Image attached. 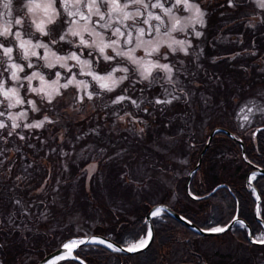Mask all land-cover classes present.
Returning <instances> with one entry per match:
<instances>
[{
	"label": "trees",
	"instance_id": "1",
	"mask_svg": "<svg viewBox=\"0 0 264 264\" xmlns=\"http://www.w3.org/2000/svg\"><path fill=\"white\" fill-rule=\"evenodd\" d=\"M197 2L205 10L202 35L192 37L188 55L168 51L169 61L182 79L181 86L169 90L181 95L179 101L150 104L164 95L162 86L133 81L132 74L112 92L101 91L82 103L65 93L56 98L55 107L38 99L41 111L33 117L50 115L57 123L46 126L47 130H26L31 148L18 140L7 145L11 149L19 143L23 155L9 151L15 171L11 177L7 172L0 174L5 181L0 184V264H35L67 238L86 233L82 228L126 246L124 241L146 233L145 214L158 202L205 229L225 225L237 206L254 237L264 232L254 213V192L246 182L251 169L264 168V129L252 137L255 126L264 124V114L254 107L264 103V9L248 0L237 7H229L228 0ZM61 22L62 15L49 24L48 35L40 37L45 41L55 37L62 29ZM55 45L67 47V43ZM96 65L102 69L109 66ZM180 88L188 93L187 102ZM121 93L143 101L141 108L127 101L112 104ZM240 104H245L244 114L252 107V112H257L255 119H243L236 106ZM128 109L146 123L134 124L136 130L131 131L125 124L127 118H117ZM114 111L121 113L113 115ZM216 126L227 128L232 135L215 131L191 174L187 192L188 173ZM141 127L143 133H139ZM238 138L243 140L244 156ZM92 161L95 169L88 171L86 166ZM26 164H33L31 176L19 188H11L15 176L24 175ZM252 182L260 194L259 215L264 220V174H255ZM220 183L223 185L210 193ZM41 185L46 189L43 192ZM13 193L28 206L27 215L13 206ZM10 214H14L15 226L9 221ZM151 221L154 239L143 250L126 253L84 243L74 249V255L86 264H179L168 258L178 245L191 249L189 254L197 258L196 263L208 262V256L196 248L197 239L213 235L198 234L166 210ZM232 230L237 232V242L260 246L249 242L246 225L235 224L225 232ZM80 262L67 257L55 264Z\"/></svg>",
	"mask_w": 264,
	"mask_h": 264
},
{
	"label": "snow or ice",
	"instance_id": "2",
	"mask_svg": "<svg viewBox=\"0 0 264 264\" xmlns=\"http://www.w3.org/2000/svg\"><path fill=\"white\" fill-rule=\"evenodd\" d=\"M81 0H76V3H80ZM242 0H228V6L229 7H237L239 3H241ZM257 7L264 9V0H255ZM54 0H47V3H40L37 2V0H26L24 4V8L26 9L27 13L33 14L36 12L37 9H43L45 14L49 13V10H51V14L47 16V23L53 24L55 23L57 15L59 13L56 11V9L53 7ZM172 3V0H124L122 3L121 0H90L89 3L84 5V7L87 8V13L84 11H77L76 13L69 12L68 16L73 17L75 15H79L80 20L86 21V24L84 26V31L88 32L89 35H95L99 38V43H97L95 40L89 41L84 38V35L79 32L72 30L69 28V32L73 37H79V43L80 45L84 46L85 48L90 47H97L99 53L102 55L104 61H113L115 60L116 56L120 57H126L131 61L133 65L136 66L137 71L140 76L141 81H150L154 82L157 77L153 76L154 70H159L160 72L164 73L163 79L165 82L172 86V88L175 90L179 87V81L178 78L174 76V68L175 65L169 61V54L167 52H161V47H167L171 53L175 54L178 50L180 52H183L185 55H188V48L191 47L190 41L185 40H177L171 36V33L176 31H183L184 26H182L181 19L176 17L174 13V9L179 10L180 8H183L184 10L188 11H194L195 13V23H198L203 27L204 25V12L201 10L200 6L198 4L191 3L190 0H174V4H172V7L166 6V4ZM3 8L6 10L7 15H12V7H13V0H8V6ZM65 6H67V0H65ZM102 7H108L109 12L103 13L101 11ZM152 9L159 10V12H153ZM111 13H118L121 15V19H118L115 21V23L119 26H116L113 30V35L120 38V37H126L122 42L119 39H111L110 37L105 40L104 35L95 30H89L87 26V22H90L92 20V16L96 15L99 17L100 21H105L106 18H110ZM146 13V15H145ZM163 13V16L160 14ZM5 13H0V16H3ZM164 16L171 17L173 19V23L171 24L170 28L167 27V22L164 20ZM17 17L14 20L15 26H22L26 24V21L19 16V13H17ZM151 21L159 22L156 25H151ZM128 22V23H126ZM35 23V27L37 31H39L41 34L47 36L48 33L45 31V24L44 21H41L40 23ZM74 23L73 20H69V24L71 25ZM141 25H149L152 28V32H147L145 27ZM160 25H165V30L162 32ZM100 28L104 29H110L113 27L110 23H103L99 24ZM129 29L128 31H125L124 29ZM134 29L135 31H133ZM54 31V29H53ZM153 32L156 35L165 36L168 37L170 42H166L163 39H156L155 36H153ZM145 34H148L150 36V39L144 40L142 37L145 36ZM23 33L17 28H13V23L9 21L5 27H3L2 30H0V37H3V40H0V51H2L3 57H6L9 61L8 67L5 69L0 70V96H2L4 99L0 100V174H3L7 172L8 176L11 177L13 172L15 171L14 165L15 161L10 159L8 156V152L11 151L16 156H22L23 153L21 151V146L19 143L13 144L12 148L9 149L7 145L12 143V141H24L25 146L31 148L33 145L29 141L28 135L25 133V130H39V129H45L47 130L46 126H55L57 123L56 120H54L50 115H44L42 119H32L29 120L28 116V110L21 108L20 111H17L15 113L7 111L6 109H12L17 108L23 105L30 106L31 111L33 112H40L41 109L37 106V102L34 100L27 99L24 96H21L19 88L25 87L23 83H19L18 87H6V81L7 77H3L4 71H10V79L12 81L20 82L22 78L18 75L20 72H24L25 67L21 66L19 63L16 62V60L13 58L14 49L18 47L23 51V57L25 60H28L29 57H37L38 54L36 51H29V47L33 48H43L48 49L49 44L48 43H36L34 45L31 44L30 40L22 39ZM59 39L57 40L55 37H53L50 41L51 44L55 45L59 42L66 41L68 33L59 34L57 33ZM136 37V39L139 40L138 43H135L134 47L129 48L127 51L124 50H118L120 49L121 43L126 45L133 44V37ZM202 33L200 31H195V36L200 37ZM12 39H15L19 41L18 45L13 46H7L12 43ZM144 48L145 49V56L151 57L153 54H156L155 59H142L138 58L134 55L136 49L138 48ZM106 49H112L113 52H115V56L108 55L106 53ZM55 55V53H53ZM86 55H92L91 53H86ZM57 61L61 60H74L77 62H80L84 65H90V61H81L80 55L76 52L72 53L68 57H56ZM161 60L168 61V62H161ZM0 65H2V61H0ZM61 67H67L66 64H61ZM27 68H33L34 65L29 62L26 65ZM48 68L54 67L53 64L49 63L47 65ZM120 71L124 73H129L130 69L128 67H122V68H113L111 72H108L107 75L101 76L95 72L89 71L87 75H90L93 80L97 81L99 83V87L102 90H105L107 92H112L114 88L118 87L120 83H122L124 80L128 79L127 76H121L118 79L113 78V73ZM56 80L51 81L50 83L45 80V76L42 75L39 72L33 71L31 75H26L23 79L27 80V88L31 93L40 95L44 98H46L47 103L49 105H52L55 107V103H58L56 101L57 96H61L62 93L60 92V89H67L70 85L75 83L77 87L82 86L83 89H85V96L87 99L91 100L94 96L98 95V93L95 92H88L86 91L88 88V84L83 81H76L75 76H72L71 78L67 79L66 83L60 84L59 81L61 79V73L56 72ZM38 79L40 82V87H36L32 85V81ZM122 92L126 91V89H122ZM180 93H182L185 102L188 100V93L183 89H179ZM181 99V95L173 94V92H170L167 88L164 89V95L163 96H157L154 98V100L149 101L150 104L155 105H171L174 101H179ZM84 100V97H79V101L82 103ZM7 101L6 108L4 107V102ZM129 102L132 106H134L137 109L141 108V104L143 101L138 102L136 99H133L131 96H127L124 94L117 95L115 99L111 101L114 105L122 104L123 102ZM55 102V103H54ZM163 110V109H161ZM257 111H260L261 114H264V106L256 107ZM143 111L147 112L148 109L145 108ZM249 112L253 111L252 107L248 108ZM113 115H117L116 112H113ZM117 118L120 121H124L126 118L128 119V122L130 123H146L145 121L139 120L134 113L131 112H124L122 115H117ZM247 119V117H245ZM27 121V122H25ZM144 128L139 129V133H143ZM62 138V134H61ZM79 139V137L77 138ZM52 152H55L56 149H51ZM63 155H67V153H63ZM93 170L95 169V165L90 166ZM29 169H33V164H26L23 165V172L24 175H16L15 180L11 183V188H19L20 184L24 182L26 179H28L31 176V172ZM255 174H253V177ZM5 181L0 175V184H3ZM45 184L47 181L44 182ZM43 185H41L40 191H45ZM0 195H2V192H0ZM191 195V194H190ZM198 198V197H194ZM13 206L18 210L22 211L25 215L28 214L29 208L25 204L24 200L22 198L15 197V194L13 193L12 198ZM162 209L157 207L155 208L150 215L152 217H159L161 214ZM264 215V213H262ZM182 219H186L183 218ZM233 220H235L238 223H241L243 226V222L238 220L237 217H233ZM9 221L10 223L15 226L14 222V214L9 215ZM2 222V221H0ZM189 223H191L190 220H188ZM147 223V221L145 222ZM227 225L220 227H210L208 229H202L204 231L212 232V233H222L227 230ZM154 239L153 236V229L148 228L147 232L141 236L139 239H134L132 241H124L123 243L126 245V247H116L113 243L108 242L104 239H99L96 237L91 238L90 242L92 243H98L101 245H105L108 249H112L113 251H128V252H137L144 248H146L150 241ZM254 243H261L264 244V234H262L260 237H253ZM83 240H73L69 243L63 245L65 248L71 250L74 247H77L79 244H83ZM2 247V245H0ZM80 264H84V261L81 260Z\"/></svg>",
	"mask_w": 264,
	"mask_h": 264
},
{
	"label": "rangeland",
	"instance_id": "3",
	"mask_svg": "<svg viewBox=\"0 0 264 264\" xmlns=\"http://www.w3.org/2000/svg\"><path fill=\"white\" fill-rule=\"evenodd\" d=\"M248 1H250L251 4H253L254 6H257L255 0H248ZM3 2H4V0H0V13H5L3 16H0V30H2L3 27H5L7 25V23L9 21H11L13 23V28L14 29L18 28L23 33L22 39L30 40L32 45H34L36 43H40V42L49 44L48 49L33 48L30 46L29 51H36L38 56L37 57H29L28 60L24 59L23 51L21 49H19L18 47H16L14 49L13 58L16 60L17 63H19L21 66L25 67L24 72L18 73V75L22 78V80L20 82L12 81L10 79V75H11L10 71H4L3 72V77L8 78L5 86L6 87H18L19 83H23L25 85V87L19 88L21 96H24L27 99L36 101L38 107H39L38 99H43V100L45 99L46 100V98H44L40 95L31 93L27 88V80L23 79L26 75H31V73L33 71L39 72L42 75H44L45 80L48 81L49 83L53 80H56L55 73L57 71L61 73V79L59 81L60 84L66 83L67 79L71 78L72 76H75L76 81H83V82H86L88 84V88L86 91L95 92V93H100L101 91H105V90H102L99 87V83L97 81L93 80L90 75H87V73L89 71L95 72L101 76H105V75H107L108 72H111L113 68H122V67L126 66L130 69L129 73L117 71V72L113 73V78L118 79L121 76H127L128 77L130 74H132L131 76H132L133 81L136 79L140 80V76H139V73L137 71L136 66L133 65L131 63V61L129 59H127L126 57L116 56L115 60H113V61H104L103 57L99 53L97 47L93 46L90 48H85L84 46L80 45L79 37H73L70 34L69 28H71L72 30L81 32L84 35L85 39H87L89 41L95 40L97 43H99V38L97 36H95L94 34L89 35L88 32L84 31V26L86 24V21L80 20L79 15H75L73 17L68 16V13L70 11L73 13H76L79 10V11H84L85 13H87V8L84 7V5L89 3L90 0H81L80 3H76V0H67V6H65V0H54L53 7L59 13V15H57V17H56L55 22L57 21V18H59L61 15H62V19H63V22L60 23V28H62V29L59 30L58 33L59 34L68 33L67 40L59 42V44H61V45H63V43H67V47H65L64 49L57 47L56 45L51 44L50 43L51 39L46 40V41L43 40V38L40 37L42 34L39 31H37V29L35 27V23H33V21H35L36 23H40L41 21H44L45 31L48 32L49 31L48 30L49 24L47 23V16L51 14V10H49L48 14H45L43 9H37L35 13L29 14V13H27L26 9L24 8V4H25L26 0H13L12 15H7L6 10L2 6ZM37 2H40L43 4V3H47V0H37ZM121 2L123 3L124 0H121ZM190 2L194 3V4H198L200 6V4L197 2V0H190ZM172 4H174V0H172V3L166 4V6L172 7ZM200 8L204 12L203 20L205 22V10L201 6H200ZM101 11L103 13H108L109 8L108 7H102ZM152 11L153 12H159V10H156V9H152ZM17 13H19V16L22 17L26 21V24H24L22 26H15L14 20H15V18H19V17H17ZM160 14L163 16V13H160ZM173 14L176 17L181 19L182 26H184V30L173 32V33H171V36L177 40H185V41H190L192 43L191 39L193 36H195V31L201 32V25L198 23H195L194 11H188V10H184L183 8H180L179 10L174 9ZM145 15H146V13H145ZM121 18L122 17L120 14L111 13L110 18H106L105 21H100L98 16L93 15L92 20L90 22H87V26H88L89 30H95V31L101 32L104 35L105 40H107L110 37L111 39H119L122 42L124 39H126V37L118 38L112 34L114 28L116 26H119L115 23V21L118 19H121ZM163 18L167 22L166 26L170 28L171 24L174 22L173 19L171 17H168V16H164ZM69 20H73L74 23H72L70 25ZM106 22L112 24L113 27L110 29H104V28L99 27V24H103ZM126 23H128V22H126ZM158 23L159 22H156V21L150 22L151 25H156ZM141 26L145 27L147 32L153 31L149 25H141ZM166 26L160 25L162 32L165 30ZM124 30L128 31L129 29L125 28ZM132 30L135 31L134 29H132ZM153 36H155L156 39H163L166 42H170L168 37L156 35L154 32H153ZM55 38L58 40L59 39L58 35H56ZM3 39H4L3 37H0V40H3ZM142 39L148 40V39H150V36L148 34H145V36L142 37ZM133 41L134 42L131 45H126V44L121 43L120 49H118V50L127 51L129 48L134 47L135 43L139 42V40L136 39L135 35L133 37ZM18 43H19V41L12 39V43L7 45V46L18 45ZM168 51H170V50L167 47H164V46L161 47V52H167L168 53ZM74 52H76L80 55L81 61H90L91 62L90 65H84L80 62L70 60V59L69 60H61V61H57V59H56L57 56L68 57ZM53 53H55V55H53ZM86 53H91L92 55L89 56V55H86ZM106 53L108 55L115 56V52H113L112 49H106ZM134 55L137 56L138 58H142V59H155L156 58V54H153V56H151V57H146L145 56V49L143 47L136 49ZM0 61H2V65H0V70L8 67L9 61L7 60L6 57H3L2 51H0ZM29 62H31L34 65L33 68H27L26 67V65ZM96 62H100L101 64H103L102 67L105 64H108L109 66L105 69L98 68L96 65ZM161 62H168V61L161 60ZM49 63L53 64L54 67L48 68L47 65ZM61 64H66L67 67H61L60 66ZM153 76L157 77V79L154 82H150V81H146V82L160 84V86H162L161 90L163 92H164L165 88H167L168 90H172V89H170L171 85L167 84L165 82V80L163 79L164 73L160 72L159 70H154ZM174 76L178 78L179 86H181L182 85V79L176 73L175 68H174ZM32 85L36 86V87L41 86L38 79L33 80ZM60 92L62 94L65 93V94L72 96V99L74 101H75V99L77 101H79V97H81V96L84 97V100L87 99V97L85 96V89H83L82 86L77 87V85L75 83L70 85L67 89H60ZM121 94H123V93H121ZM121 94H119V95H121ZM124 95H126V94H124ZM3 99L4 98L2 96H0V100H3ZM7 103H8L7 101L4 102L5 108L7 106ZM244 105L245 104H240V105H236V106H238V108H240L241 113H243V115H244L243 119H245V117H247V119H250V121H252L253 118L255 119L253 114H255L257 112H250L248 114H244L243 108H242V106H244ZM259 106H264V103L260 101L259 103L254 104V107H259ZM21 108L28 110L29 120L42 119L43 118V116L40 118L33 117L35 113L33 111H31L30 106H28L26 104L23 106L17 107V108L6 109V110L15 113L17 111H20ZM127 112H131V110L128 109ZM120 113L116 112V114H120ZM25 122H27V121H25ZM125 124H128L129 129L132 128L131 131L136 130L135 127L133 126L134 124H137V126H140L139 123L133 124V123H130L128 121H125ZM25 133H26V130H25ZM184 161H185V158L182 159V162H184ZM93 164L96 165V163L94 161L87 164L86 168L88 169V171L92 170V168L90 166ZM186 169L187 168L184 167L183 171L185 172ZM162 177L164 179H166V177H164V176H162ZM89 229L90 228H82L80 230H83V232H86V233H84V235H88V234H91L90 232H88ZM233 231L234 230L229 231V232H224L220 235L213 236V238H198L197 239V247L196 248L199 250H202L204 252V254H206L209 257L208 264L209 263L210 264H219L220 261L224 262L226 264H233L234 263V261L230 258L221 257V256L216 255V250H215L217 248L218 253H221V254L231 252L229 250V248H231L232 244H230L228 240L226 242H223V240L229 239V238H231V236L236 235L235 232H233ZM247 246L251 247L249 245H247ZM254 248L261 249L262 252L264 253V244L260 245L259 247H254ZM197 249H195V251ZM189 251H191V249H186L182 246L174 245L172 248V253L169 255L168 258L171 259L172 262L178 261L179 264H202L201 262L196 263L197 258L193 257V256L191 257L189 254ZM180 259H182V260H180ZM260 259L261 258L257 257L255 264H258V260H260ZM259 264H264V261H261V262L259 261Z\"/></svg>",
	"mask_w": 264,
	"mask_h": 264
},
{
	"label": "water",
	"instance_id": "4",
	"mask_svg": "<svg viewBox=\"0 0 264 264\" xmlns=\"http://www.w3.org/2000/svg\"><path fill=\"white\" fill-rule=\"evenodd\" d=\"M263 128H264V125L256 127V128L254 129L252 135L255 136L256 133H257V131L260 130V129H263ZM217 129H218V128H214V129L211 130L210 133L208 134V138H207V140H206V143H205L203 149L201 150V152H200V154H199L198 162H197V164L195 165V168L199 165L200 160H201L202 153L204 152V150H205L206 147L208 146V144H209V142H210V139H211V137H212L214 131L217 130ZM225 131L228 132L227 130H225ZM228 133H229V132H228ZM229 134H230V133H229ZM239 142H240L241 147H242V154H244L243 142H242V140H240V139H239ZM195 168H194V169H195ZM192 171H193V170H192ZM257 172H259V173H263V174H264V169L261 168V167H257V168L252 169V170L249 172V174L247 175V178H246L248 184L254 189L255 194H256V201H255V205H254V211H255V213L257 212V207H258V204H259V201H260V195H259L258 190L254 187V185H253V183H252L251 175H252L253 173H257ZM189 175H190V174H189ZM188 183H189V178H188V180H187V182H186V188H187V189H188ZM219 185H220V184H219ZM219 185L215 186V187L212 189V191H213L214 189H216V187H218ZM212 191H211V192H212ZM157 207H159V208H161V209H165V210H167L172 216H174L176 219H178V220L182 221L183 223H185L186 225H188L190 228H192L193 230H195L197 233H200V234H202V235H217V234H220V233H212V232L204 231V230H202V229H204V228H201V227L197 226V225L194 224L193 222L189 223V222H188V219H182V217H183V218H185V217L182 216L180 213L176 212L174 209H172L169 205H167V204H165V203H156V204L152 205V206L149 208V210L147 211V213H146V215H145V218H146V221H147V224H148V228H152V229H153V227H152V222H151V217H152V216L150 215V213H151L155 208H157ZM234 217H236V216H234ZM259 220H260V222H261L262 224H264V221H263L260 217H259ZM235 222H236V221L233 220V218H231V219L225 224V225L228 226L227 229H229V228H230ZM242 222H244V221H242ZM225 225H223V226H225ZM223 226H221V227H223ZM248 228H249V227H248ZM247 236H248L249 240L253 242V238H252V235H251V230H250V228L248 229ZM93 237H96V238H99V239H104V240H106V241H108V242H111V243H113L116 247H126V246H122V245L116 243L113 239H111V238H109V237H107V236H105V235H101V234H90V235H86V236H82V237H72V238L66 240L65 242H63L59 247L53 249L52 251H50L49 253H47L46 255H44V256H43V257H42V258H41L36 264H41V263H43V262L50 261V260H52V259H54V258L67 257L68 255H65V252H66V251H69V254H70L69 256L75 257V256L73 255V250H74L76 247H74V248H72L71 250H69V249L65 248L63 245H65L67 241H73V240H77V241H79L78 238H81L80 240H83L84 243H92V242H90V240H91V238H93ZM150 242H151V241H150ZM79 245H80V244H79ZM123 252H126V253H133V252H128V251H126V250L123 251ZM80 261H81V260H80ZM84 264H85V262H84Z\"/></svg>",
	"mask_w": 264,
	"mask_h": 264
},
{
	"label": "flooded vegetation",
	"instance_id": "5",
	"mask_svg": "<svg viewBox=\"0 0 264 264\" xmlns=\"http://www.w3.org/2000/svg\"><path fill=\"white\" fill-rule=\"evenodd\" d=\"M236 238L237 237H233V239L230 240V244H232L231 248H229V250L231 251L230 253H218V250L216 248V255L232 259L234 261L233 264H255L257 257L261 258L260 260H258V264L259 261H264V253L261 249L245 246L247 244L246 242H237ZM219 264L226 263L220 261Z\"/></svg>",
	"mask_w": 264,
	"mask_h": 264
},
{
	"label": "bare ground",
	"instance_id": "6",
	"mask_svg": "<svg viewBox=\"0 0 264 264\" xmlns=\"http://www.w3.org/2000/svg\"><path fill=\"white\" fill-rule=\"evenodd\" d=\"M69 243V242H68ZM67 244V243H66ZM69 254V251H66L65 252V255H68ZM54 260H56V258H54V259H52V260H50V261H47V262H43V263H41V264H50V263H52V261H54Z\"/></svg>",
	"mask_w": 264,
	"mask_h": 264
},
{
	"label": "clouds",
	"instance_id": "7",
	"mask_svg": "<svg viewBox=\"0 0 264 264\" xmlns=\"http://www.w3.org/2000/svg\"><path fill=\"white\" fill-rule=\"evenodd\" d=\"M4 7H7L8 6V0H4Z\"/></svg>",
	"mask_w": 264,
	"mask_h": 264
}]
</instances>
